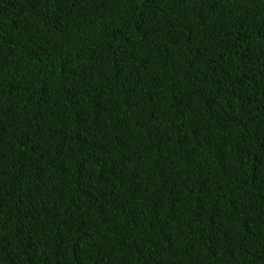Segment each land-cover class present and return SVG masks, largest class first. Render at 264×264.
Returning <instances> with one entry per match:
<instances>
[{"label": "trees", "instance_id": "trees-1", "mask_svg": "<svg viewBox=\"0 0 264 264\" xmlns=\"http://www.w3.org/2000/svg\"><path fill=\"white\" fill-rule=\"evenodd\" d=\"M0 264H264V0H0Z\"/></svg>", "mask_w": 264, "mask_h": 264}]
</instances>
